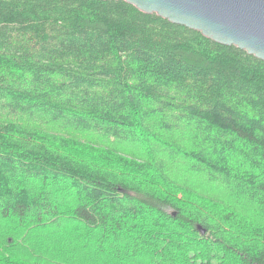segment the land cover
I'll return each mask as SVG.
<instances>
[{
    "label": "trees",
    "instance_id": "1",
    "mask_svg": "<svg viewBox=\"0 0 264 264\" xmlns=\"http://www.w3.org/2000/svg\"><path fill=\"white\" fill-rule=\"evenodd\" d=\"M0 264H264V61L123 0H0Z\"/></svg>",
    "mask_w": 264,
    "mask_h": 264
},
{
    "label": "water",
    "instance_id": "2",
    "mask_svg": "<svg viewBox=\"0 0 264 264\" xmlns=\"http://www.w3.org/2000/svg\"><path fill=\"white\" fill-rule=\"evenodd\" d=\"M123 1L144 14H155L264 61V0ZM197 229L204 234L200 227Z\"/></svg>",
    "mask_w": 264,
    "mask_h": 264
},
{
    "label": "bare ground",
    "instance_id": "3",
    "mask_svg": "<svg viewBox=\"0 0 264 264\" xmlns=\"http://www.w3.org/2000/svg\"><path fill=\"white\" fill-rule=\"evenodd\" d=\"M235 161H236V159H235ZM227 167H228V166H227ZM225 173H226V172H225ZM222 175H223V174H222ZM222 175H221V176H222ZM216 176H217V175H216ZM221 179H223V178H221ZM225 179H227V178H225ZM233 180H234V179H233ZM225 182H226V181H225ZM42 226H43V225H42ZM41 228H42V227H41ZM64 235H65V234H64ZM48 236H49V235H48ZM45 238H46V237H45ZM64 239H65V238H64ZM64 239H63V240H64ZM61 241H62V240H61ZM61 241H59V242L61 243ZM55 242H57V241H55ZM55 242H54V243H55ZM57 243H58V242H57ZM60 243H58V244H60ZM58 246H59V245H58ZM61 246H62V245H61ZM60 251H63V250H60ZM64 253H65V252H64ZM122 256H123V255H122ZM66 258H67V257H66ZM131 258H132V257H131ZM124 259H125V258H124ZM132 260H133V259H132ZM118 261H119V260H118ZM121 261H122V260H121ZM59 262H60V261H59ZM134 262H136V261H134ZM120 263H121V262H120Z\"/></svg>",
    "mask_w": 264,
    "mask_h": 264
}]
</instances>
